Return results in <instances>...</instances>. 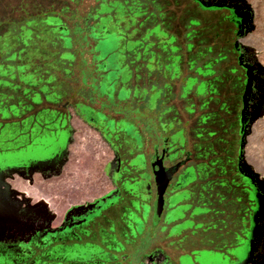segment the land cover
I'll list each match as a JSON object with an SVG mask.
<instances>
[{
	"label": "flooded vegetation",
	"instance_id": "1",
	"mask_svg": "<svg viewBox=\"0 0 264 264\" xmlns=\"http://www.w3.org/2000/svg\"><path fill=\"white\" fill-rule=\"evenodd\" d=\"M103 3L106 2H101L100 7ZM199 6L197 0H187L184 8L179 5L178 14L176 8L171 14L156 4L160 15L157 19L148 21L142 7L138 13L128 10L122 19L121 32L126 24L130 28L128 35L119 33V38L128 41L131 36L134 39V32L136 38L150 37L155 44L154 52L171 56V45L165 47L149 32L157 27L172 32L177 18L185 21L183 34H175L182 73L161 88L152 90L151 80L154 79H149L143 67L137 73L127 59L125 62L128 53L123 47L107 49L111 40L104 41V38L110 32H99L104 15H99L98 9L85 20L84 26L76 15H72L75 27L62 21L74 33L62 26H47L49 15L44 21L53 46H58L57 42L63 44L67 38L72 40L76 68L72 67L71 74L63 72L61 66L51 69L55 75L50 82V69L45 70L46 77H40L37 70L27 72L33 69V62L9 61L10 70L6 64L0 66L3 70V74L0 73V136L10 134L12 140L11 135L14 137L19 131L32 136L37 126L42 133H47L45 137H51L42 146L47 156L68 150L61 164L36 172L64 178L71 147L76 142L75 118L99 134L114 158L107 179L113 191L88 209L69 215L60 224L42 225L40 220L24 227L29 229L28 234L0 236V264H264V192L258 177L248 176V169L243 165V143L256 80L254 64L246 49L248 24L253 13L242 8L241 12L249 11L251 15L246 16L241 25L240 19L233 17L228 8H222L227 12L215 9L212 15L204 16L203 13L198 15ZM213 15L220 17L221 26L215 27L213 33L208 32L212 35L207 37L203 25L208 19L211 21ZM147 21L155 25L141 33ZM52 30L60 34L55 36ZM65 31L67 34H63ZM55 49V52L62 50ZM81 55L88 59L89 66L77 70ZM115 55L125 58L117 65ZM141 62L138 67L146 61ZM191 63L195 64L194 68ZM245 64L252 67L253 89L247 99V122L243 131L240 120L248 79ZM123 70L125 77L118 76ZM174 75L166 72L168 77ZM85 76L90 87L81 84ZM158 76L160 80V73ZM189 77H194L201 88L186 94L184 86ZM56 83H72L73 87L65 90L62 99H56L52 95ZM42 84L47 86L44 91ZM136 87L142 93H136ZM124 89L131 93L127 99ZM88 90L95 93L94 96L89 95ZM151 96H156L160 106L148 103L147 98ZM165 121H172L174 130H162ZM31 138L21 148H34L36 141ZM93 175L82 183V193L71 191L73 198L95 193L100 179L96 173ZM170 178L164 203L158 206V193ZM74 182L79 183L70 180ZM68 184L64 186L66 192L70 189ZM155 204L161 213L155 233L162 240L155 244L153 239L148 240L145 250L135 254V246L140 245L150 230L151 216L145 217L144 208ZM165 214L168 215L166 220L161 221ZM169 236L174 239L167 244L165 240ZM166 250L172 252L173 258Z\"/></svg>",
	"mask_w": 264,
	"mask_h": 264
},
{
	"label": "rangeland",
	"instance_id": "2",
	"mask_svg": "<svg viewBox=\"0 0 264 264\" xmlns=\"http://www.w3.org/2000/svg\"><path fill=\"white\" fill-rule=\"evenodd\" d=\"M105 1L106 3L102 4L100 7L101 2ZM128 1V2H127ZM0 0V66L2 64H7L9 61L16 64L20 63H30L33 62L34 66L31 67L33 69H29L27 72H31V70H37L38 74L41 76L46 77L45 70L50 69V82L54 81V73L51 72L52 70L58 69L60 66L63 72L66 74L72 73V67H75V60L73 50H72V40L70 38L65 39L64 43L60 44L57 42L58 46H53L50 42L51 33L48 32V28L46 27L44 21L47 18L48 25H56L58 27H63L65 30L72 31V28L76 26L74 20L72 19V15H76L80 19V25L84 26L85 20L90 16L95 14L96 10L99 15H104L101 19V25L99 26V32L109 31L110 35H105L104 41H110L108 44L107 49H117L119 47H123V51L125 50L128 54L127 57H123L122 55H115V61L117 60V65L119 64L118 61L125 58V62L134 67V71L140 73L142 67L146 74H149V79L151 83L154 84L151 88H161L164 84L170 83L171 79L177 75L179 77L182 73L181 67V59L178 54L179 46L177 47V34L182 35L183 31H185V21L177 18L173 27L169 30L161 29L160 27L155 28V30L150 31L157 37L155 40L159 39L160 42L165 45H171V51L173 55H163L161 53H156L152 49L155 46L154 42L150 40V37L141 38V34L138 36L140 38L135 37L134 32V39L130 36V39L126 41L125 39L119 38L118 34L122 33V35L126 34L127 30L130 28L128 24L122 27L124 30L121 32L120 26H122V19H125L126 15L128 14V10L132 11L133 13H138L141 11V7L145 10V16H148V21L154 18H159V12L155 7L156 4L164 7L167 11L171 14L174 13L172 11L174 8L177 9V14L180 12L178 10L179 5L180 8H184L187 4V0ZM210 2H221V3H233L237 6H241L242 8L248 9L252 11L253 16L250 19V23L248 24L250 29L248 30L249 34L246 38H249L248 45L246 49L248 50V56L250 57L251 61L254 64V69L256 71V80H255V89L252 95V99L250 102L249 107V127L246 133V140L243 143L244 146V153L243 157L244 165L248 170H251L255 174L258 175L261 181V185L264 187V0H208ZM111 2V3H107ZM133 2V3H132ZM132 3V5H131ZM175 3V4H174ZM179 4V5H177ZM198 15L199 13H203L204 16L212 15L215 9H207L202 6H199ZM113 13V15H112ZM181 13H183L181 11ZM56 14V15H54ZM106 14L108 16H106ZM59 15V16H57ZM62 19V20H61ZM144 19V16H142ZM213 19V20H212ZM212 19H208L203 25V32L207 35H212L215 31V27H220L218 15H213ZM67 25H64V23ZM147 21V22H148ZM124 22V21H123ZM155 25L153 22H148L144 24L142 27L141 33H143L148 27ZM171 26V25H170ZM67 31L63 32V34H67ZM211 33L209 34L208 32ZM53 34L57 36L60 34L58 30H52ZM174 33V34H173ZM62 34V35H63ZM176 34V35H175ZM53 35V36H54ZM128 35V34H126ZM149 36V35H147ZM187 36V35H186ZM18 37V38H17ZM144 37V36H142ZM143 40V41H141ZM58 41V39H57ZM147 42V44L144 43ZM124 44L122 45V43ZM183 42V41H182ZM114 45H113V44ZM184 43V42H183ZM182 43V45H183ZM154 44V45H153ZM56 45V44H55ZM60 45V46H59ZM55 47L62 48L61 51L55 52ZM106 48V46H103ZM105 50L106 52L108 50ZM143 49L142 52L137 51ZM161 50L158 48L157 52ZM85 51H83L84 53ZM174 53L175 56H174ZM189 56V55H188ZM84 55H81V60L78 61L79 65L77 70L82 66L86 67L89 66L88 59ZM102 59V55L100 56ZM99 58V59H100ZM122 58V59H121ZM187 59V58H186ZM67 61V63L64 62ZM141 61H146L145 64H142L138 67L139 64L143 63ZM112 62H114L112 60ZM140 62V63H139ZM12 63V64H13ZM44 63V64H43ZM126 64V63H125ZM23 65V64H21ZM144 65V66H143ZM192 68L195 67V64L191 63ZM30 66V65H29ZM28 66V67H29ZM23 67V66H22ZM24 66L23 68H25ZM10 70V66H8ZM76 68V67H75ZM101 69V68H97ZM18 70L22 72L23 69L18 68ZM184 70V74H187L186 69ZM36 72V71H33ZM166 72L171 73L172 77L166 76ZM0 73L3 74V70L0 69ZM4 73L11 74L9 71H4ZM161 75V79H158V75ZM126 71L123 70L118 73V76L125 77ZM140 75V74H139ZM32 78V75L29 77ZM86 79L81 81L83 87H88L87 83H89V79L85 76ZM169 79V80H168ZM71 80V79H70ZM168 80V81H166ZM73 81V80H71ZM57 85V83H56ZM199 83L194 79V77H189L187 84L184 86L186 90V94L190 93L191 90H198L201 88ZM45 86L42 84L41 90H45ZM62 86V87H61ZM70 86V87H69ZM47 87V86H46ZM73 87L72 83H67L65 85H57L52 88V95L55 96L56 99H62L66 95V91L72 90ZM90 87V86H89ZM204 88V85H203ZM66 90V91H65ZM82 91V88H81ZM89 95L94 94L87 91ZM140 93L141 91L136 87V93ZM142 93V92H141ZM145 94V90L143 91ZM124 97L127 99L128 96L131 95L130 91L124 89L123 91ZM136 96V95H135ZM135 98V97H134ZM137 99V98H135ZM149 104L159 105L156 96H151L147 98ZM136 101L133 102L135 104ZM113 104V103H112ZM4 109V108H3ZM16 114H18L17 107L14 106ZM4 111V110H3ZM142 111V110H141ZM143 112V111H142ZM75 114V113H73ZM139 116L141 115L138 113ZM78 120L77 118L74 119V126L76 128V135L80 131L77 128L75 122ZM28 127V125H27ZM30 127V126H29ZM174 130V123L172 121H165L164 125L161 126V129L165 131V129ZM30 129V128H28ZM34 133L32 136L25 135L22 131L17 132L15 140L12 137L14 134L11 135V139H9L10 134L0 136V167H7L8 165L14 166V162L19 160H39L42 157L47 156L45 153L46 151L42 148L43 144L48 143L51 137H45L44 135L47 134L46 132H41L40 128L35 126L33 130ZM30 137L32 140H35L36 146L34 148H21L24 147L26 144L30 142ZM75 144V143H74ZM73 144V145H74ZM73 145L71 147V155L68 161V171H65L63 177H57L53 175H42L40 172L36 171H24V170H11V171H4V169L0 170V175L3 177L0 178V211L4 215H8L15 211L14 209L18 208L17 211V222L15 226H12L14 232H22L23 234H28L30 231L29 229H24V225L28 226L32 222H37L41 220L40 224L44 225H55L60 224L65 218H67L71 214H77L85 209H79L85 203H88L91 197H94V194L99 191L97 188L95 193L91 196L85 194L82 198L72 197V190L71 187L76 184L70 183V180H78L83 181L86 180L89 175H84L82 170L85 169L84 164L82 161L80 162L83 165V169L77 168L75 166L74 157L72 156ZM41 146V147H38ZM19 149L17 151L16 149ZM4 150V152H2ZM112 153V152H111ZM113 155V153H112ZM77 168V169H76ZM77 178L74 177L73 173L75 172ZM79 172H78V171ZM38 173V174H37ZM17 175H20L22 180L16 178ZM59 176V175H58ZM148 177V174H145ZM13 177V179H11ZM37 177V178H36ZM10 178V179H9ZM30 178V179H29ZM34 178V180H33ZM38 181H37V180ZM41 179V180H40ZM30 180V181H27ZM25 181V182H24ZM68 182V186L70 185V192L64 191V186ZM41 183V184H40ZM78 184V183H77ZM28 185V186H27ZM142 190V189H141ZM113 189H110V192ZM76 192V191H75ZM81 192V189L78 190ZM83 192V191H82ZM81 192V193H82ZM48 194V195H47ZM109 194L108 191L104 190L102 196ZM61 198L63 200L57 201L55 204V209L50 211L51 216H47L44 213L37 211L36 204L45 201V198ZM83 195V194H82ZM63 196V197H62ZM26 197V198H25ZM102 197V198H103ZM101 198V199H102ZM65 199V200H64ZM70 199V200H69ZM173 202V200H171ZM6 203V204H5ZM59 203V204H58ZM167 203H169V198H167ZM61 204V205H60ZM65 206V207H64ZM58 207V208H56ZM169 207L167 206L166 209ZM66 209V210H65ZM73 209V210H72ZM7 210V211H6ZM65 210V211H64ZM80 210V211H79ZM64 211V212H62ZM68 212V213H67ZM53 213V215H52ZM56 213V214H55ZM60 213V214H59ZM64 213V214H63ZM66 213V214H65ZM151 213V214H150ZM144 215L145 217L150 218V230L147 233L146 238H143V241L140 245H136L135 248L138 254L142 252L144 249L145 244H148V240H152V243H159L162 240V237L156 235L157 233V225L160 221V211L155 206L144 208ZM59 216V217H58ZM167 214L163 215V218L166 220ZM54 217V218H53ZM173 219V214L170 215ZM63 219V220H62ZM159 219V220H158ZM158 220V222H156ZM23 225V226H22ZM21 226V227H20ZM23 227V228H22ZM156 231V233H155ZM160 231V230H159ZM145 250V249H144ZM168 254H171V258H173L172 252L170 250H166Z\"/></svg>",
	"mask_w": 264,
	"mask_h": 264
},
{
	"label": "bare ground",
	"instance_id": "3",
	"mask_svg": "<svg viewBox=\"0 0 264 264\" xmlns=\"http://www.w3.org/2000/svg\"><path fill=\"white\" fill-rule=\"evenodd\" d=\"M75 124H76L77 128L80 129V131L76 135V142L73 145V151H72V156L74 157L73 163H75L74 167L78 166L77 168L82 170L83 165H81V163H80L82 161V164H84V166H85V169L82 170V173L86 176L89 175V177L86 180H84V182L88 181L91 178V175H93L95 173L99 176V179H100V182L98 184V189L100 188L99 191L96 193V195L94 194V197H91L89 199L88 203L83 204L79 208V209H85V208H89V207L93 206L96 202L100 201L101 198L103 197L102 194H103L104 190H106V191H108V193H110L111 184L107 181V179L110 176L111 168H112V165L114 163V158H113V155H112L110 149L105 144V142L101 139V137L99 136L98 133L90 130L87 127H85L84 124H82V122L79 119L76 120ZM76 169H75V172L73 173L75 178L78 177L76 174ZM1 177H3V176L0 175V178ZM16 178L19 180L23 179V178H21L20 175H17ZM11 179H13V177ZM33 180H34V178H33ZM27 181H30V180H27ZM84 182L81 180V181H79L78 184L77 183L74 184L71 187V190L72 191L80 190V187H81L82 183H84ZM57 201H61L60 203L63 202V200L61 198H57V197L54 198V195H53V198H45L44 202L37 203L35 206L37 208V211L41 212L42 214L44 213L47 216H51L50 211L55 209V205H56L55 203ZM56 208H58V207H56ZM64 211H62V212H64ZM52 215H53V213H52Z\"/></svg>",
	"mask_w": 264,
	"mask_h": 264
},
{
	"label": "water",
	"instance_id": "4",
	"mask_svg": "<svg viewBox=\"0 0 264 264\" xmlns=\"http://www.w3.org/2000/svg\"><path fill=\"white\" fill-rule=\"evenodd\" d=\"M200 3V6L207 8V9H222V8H228L231 10L233 17L239 18L240 19V24L243 25L245 23V17L251 15V12L249 11H242V7L241 6H237L233 3H219V2H210V1H205V0H197ZM242 58V57H241ZM247 68V75H248V79L246 82V89H245V93L243 96V110L241 113V124H242V130L244 131V128H246V116H245V111H246V107H247V99L251 94V91L253 89V80L251 78L250 72H251V65L245 64L244 65ZM68 153L67 148L61 151H58L56 154L51 155V156H45L40 158L39 160H19L17 162H14V166L8 165L7 167L3 168L0 167V170L4 169V171H11V170H24V171H29V172H33L36 170H47L49 167L55 165L56 163L61 164L62 161L64 160V157L66 156V154ZM241 165V163H240ZM244 165V164H243ZM248 176H250L251 178H255L258 177L257 174H255L254 172H252L251 170L247 171ZM171 180V178L169 180H167V185L163 190H160L158 193V206L160 205L159 203H161L163 205L164 203V194L166 192L167 186H168V182ZM258 182L261 185V181L260 178L258 177ZM263 192H264V187L261 185L260 188ZM17 211L18 208L15 209V211H13L12 213L8 214V215H4L0 212V236L6 235L8 234L9 236L14 235L15 233L18 232H14L12 226H15L17 221ZM259 214V213H258ZM257 214V216H258ZM161 215V213H160ZM159 220V219H158ZM158 220H156V222H158ZM160 222V221H159ZM158 222V223H159ZM19 223V222H18ZM20 225V223H19ZM23 226V225H22ZM21 227V226H20ZM25 227V225H24ZM23 228V227H22Z\"/></svg>",
	"mask_w": 264,
	"mask_h": 264
},
{
	"label": "crops",
	"instance_id": "5",
	"mask_svg": "<svg viewBox=\"0 0 264 264\" xmlns=\"http://www.w3.org/2000/svg\"><path fill=\"white\" fill-rule=\"evenodd\" d=\"M172 239H174L173 236H169L168 238L166 237L165 242L168 244Z\"/></svg>",
	"mask_w": 264,
	"mask_h": 264
},
{
	"label": "trees",
	"instance_id": "6",
	"mask_svg": "<svg viewBox=\"0 0 264 264\" xmlns=\"http://www.w3.org/2000/svg\"><path fill=\"white\" fill-rule=\"evenodd\" d=\"M220 12H227L225 9H219Z\"/></svg>",
	"mask_w": 264,
	"mask_h": 264
}]
</instances>
